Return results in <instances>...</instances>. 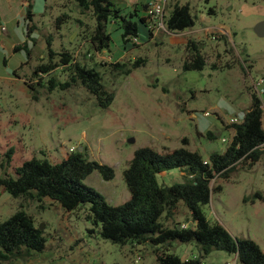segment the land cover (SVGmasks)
Here are the masks:
<instances>
[{"label":"rangeland","instance_id":"374dc122","mask_svg":"<svg viewBox=\"0 0 264 264\" xmlns=\"http://www.w3.org/2000/svg\"><path fill=\"white\" fill-rule=\"evenodd\" d=\"M174 1L189 2L195 15L192 26L173 32L163 21L157 28V20L151 19L153 36L146 41L138 38L124 50L120 30L108 22L109 46L93 52L87 49V34L94 17L77 0H31L35 28L30 37L26 35L25 4L0 0V24L5 25V29L0 28L1 177L15 176V167L24 159L37 156L56 162L74 147L88 159L112 166V178L104 179L95 169L82 181L107 202L118 204L129 197L123 169L137 147L166 151L186 146L203 157L225 148L232 128L224 123L249 106L252 91L264 100V83H256L264 75V35L253 29L264 19V0H164V17ZM210 7L215 11L208 13ZM47 39L54 50L68 49L76 60L95 65L104 87L113 91L107 106H101L79 82L51 89L44 81L37 83L41 72L33 75L32 71L48 58ZM188 39L197 40L201 46L206 58L201 69L181 66ZM25 40L28 46L12 49ZM41 52L45 55L40 58ZM138 56L145 61L128 73L109 64L116 60L130 63ZM52 60L57 62L58 55ZM13 69L31 82L33 89L20 91L7 82L5 78ZM50 73L60 81L68 79L63 65ZM207 130L215 137L209 138ZM182 179L178 168L158 174L163 184ZM215 183L220 189L212 190L209 202L202 205L207 218L221 222L235 237L254 239L264 249V199L255 195L260 192L264 196V151L250 168L237 167L226 178H212L210 184ZM19 208L31 214L36 225L42 224L46 247L26 259L0 260V264H156L153 244H121L102 237L99 226L84 216L83 207L66 211L49 197H14L0 185V221ZM163 219L167 224L191 223L182 201L174 217ZM168 251L181 259L200 254L193 240H172ZM202 260L205 264H223L226 260L241 264L235 253L222 249L210 250Z\"/></svg>","mask_w":264,"mask_h":264},{"label":"trees","instance_id":"16d2710c","mask_svg":"<svg viewBox=\"0 0 264 264\" xmlns=\"http://www.w3.org/2000/svg\"><path fill=\"white\" fill-rule=\"evenodd\" d=\"M26 1L25 19L27 34L34 28L32 22L31 0ZM83 10H89L94 17V25L87 34L88 51L99 52L108 48L110 32L108 22L116 24L120 30L122 47L130 49L136 41L132 37L146 41L153 36L152 18L137 6L125 9L113 0H77ZM171 9L162 21L169 31L178 32L195 23L188 1L169 3ZM210 7L208 13L214 12ZM47 39V60L38 63L33 75L41 72L37 83L48 88L62 87L79 82L94 94L101 106H107L113 91L104 87L101 73L95 65H87L76 60L68 49L54 50ZM25 46V42L14 49ZM185 47L187 55L183 58V69H201L206 58L197 40L188 39ZM58 55L57 62L52 58ZM145 61L136 57L130 63L112 61L110 66L128 73L132 67ZM100 63L106 64V61ZM57 65L65 66L68 79L60 81L50 73ZM213 67L214 63L211 64ZM16 75V70H13ZM48 74V77L44 75ZM42 80V81H41ZM28 88L33 85L24 79ZM250 104L236 122L225 125L232 128V134L225 148L212 150L203 157L198 150L179 146L171 150L159 151L144 145L137 147L128 165L123 169V178L129 190V197L121 203L111 204L103 195L82 179L91 171L97 170L104 179L113 177L111 165L95 159H88L82 150L68 151L59 161L46 157L32 156L15 167V176H0V185L14 197L29 196L36 199L49 197L58 202L66 211L84 208V216L99 226L102 237L124 244L130 242H150L154 246L156 264H205L202 257L212 249H222L235 253L241 264H264V249L252 238L235 237L218 220L210 221L202 208L210 200L211 191L220 189V184H210L214 177H228L237 167L250 168L263 154L264 149V100L252 91ZM209 138L215 134L207 130ZM183 137L182 141L186 142ZM7 151L8 159L10 152ZM178 168L184 171L182 181L163 184L158 180L159 172ZM259 198L264 196L255 193ZM181 201L186 205L191 223L175 221L167 224L163 218L174 217ZM86 204V205H84ZM93 230V228H90ZM172 240L195 241L199 246L198 256L181 259L176 253L168 251ZM46 247L43 229L35 224L31 214L19 208L0 221V260L28 258L35 251Z\"/></svg>","mask_w":264,"mask_h":264},{"label":"crops","instance_id":"0c3cea01","mask_svg":"<svg viewBox=\"0 0 264 264\" xmlns=\"http://www.w3.org/2000/svg\"><path fill=\"white\" fill-rule=\"evenodd\" d=\"M22 1V6H24V4H25V12H26V1L25 0H21ZM148 0H140V1H138V0H133V2H131V3H129L128 2V0H125V2H124V0H113V2L116 4V5H118V6H121V7H124L126 10L127 9H130L131 7H134V6H137L138 8H141L142 9V11L143 12H145L146 13V10H145V6H146V2H147ZM162 1H164V0H162ZM125 3V4H124ZM21 12V14H23V10H21L20 11ZM25 12H24V18H25ZM204 18V17H203ZM25 21H26V19H25ZM27 22V21H26ZM0 28H1V30L2 29H5V25L4 24H0ZM221 30H224V28L222 27V29ZM26 35L28 36V37H30L31 35H30V33L29 34H27V25H26ZM25 42V46L24 47H26V46H28L27 45V40H25L24 41ZM23 43V42H22ZM18 44H21V42H19V43H15L14 45H12L13 46V50H15L14 49V46L15 45H18ZM45 55V53H39V57L41 58V57H43ZM13 70H15V69H13ZM13 70H12V73H11V76H8L7 78H5V79H7L8 81L7 82H9V83H13V85L16 87V89H19L20 91H26L27 89H28V86L26 85V83H25V81H24V78L21 76V75H19L17 72H16V75L13 73ZM11 80H13V81H11ZM20 80V81H19ZM1 82V81H0ZM26 94H27V92H26ZM224 124H226V123H224ZM166 172H168V170H163V171H161V172H159V174L161 173V174H164V173H166ZM179 172H180V174L183 176L184 175V171L183 170H180L179 169ZM69 229H70V227H68ZM68 228H66V230L71 234V236H72V233H71V231H69V229ZM226 261H230V260H226ZM226 261H224V263L226 262ZM223 263V264H224Z\"/></svg>","mask_w":264,"mask_h":264},{"label":"built area","instance_id":"2783aa9c","mask_svg":"<svg viewBox=\"0 0 264 264\" xmlns=\"http://www.w3.org/2000/svg\"><path fill=\"white\" fill-rule=\"evenodd\" d=\"M145 10L147 15H149L152 20L156 21L157 20V28L162 25V14L164 11V1L162 0H148L146 2ZM133 41H137L138 39L136 37H132ZM257 85H260L264 83V75H262L258 80H257ZM258 88V87H257ZM205 114H208V111L204 112ZM243 115V112H241L239 115L234 114L229 117V122H236L238 121ZM223 140H225L224 137H222ZM74 147H70L69 150H73ZM236 255V254H235ZM224 264H235L234 261H226Z\"/></svg>","mask_w":264,"mask_h":264},{"label":"water","instance_id":"95a60500","mask_svg":"<svg viewBox=\"0 0 264 264\" xmlns=\"http://www.w3.org/2000/svg\"><path fill=\"white\" fill-rule=\"evenodd\" d=\"M254 31L258 35H264V19L257 21L253 26ZM82 146H79V149H81ZM40 229L42 228V224H39L38 226Z\"/></svg>","mask_w":264,"mask_h":264}]
</instances>
